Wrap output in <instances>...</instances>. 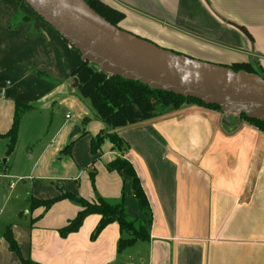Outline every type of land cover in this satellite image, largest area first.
Returning a JSON list of instances; mask_svg holds the SVG:
<instances>
[{
  "label": "crops",
  "instance_id": "crops-1",
  "mask_svg": "<svg viewBox=\"0 0 264 264\" xmlns=\"http://www.w3.org/2000/svg\"><path fill=\"white\" fill-rule=\"evenodd\" d=\"M103 1L124 13L118 28L125 32L195 60L264 74V0ZM83 62L25 1L0 0V264H264V132L240 114L198 104L111 129L81 94L74 72ZM17 104L29 109L8 154L3 135ZM102 132H116L127 149L105 138L94 153ZM118 157L133 163L150 203L148 240L119 251L117 222L93 238L101 216L91 214L63 235L80 204L32 207L33 199L63 193L124 199L132 219L149 223L129 177L107 167Z\"/></svg>",
  "mask_w": 264,
  "mask_h": 264
},
{
  "label": "water",
  "instance_id": "water-1",
  "mask_svg": "<svg viewBox=\"0 0 264 264\" xmlns=\"http://www.w3.org/2000/svg\"><path fill=\"white\" fill-rule=\"evenodd\" d=\"M101 71L137 80L151 88L219 104L231 114L264 122V78L221 64L195 60L125 32L96 14L64 0H24ZM81 129L75 127L72 136Z\"/></svg>",
  "mask_w": 264,
  "mask_h": 264
},
{
  "label": "trees",
  "instance_id": "trees-1",
  "mask_svg": "<svg viewBox=\"0 0 264 264\" xmlns=\"http://www.w3.org/2000/svg\"><path fill=\"white\" fill-rule=\"evenodd\" d=\"M84 1L106 21L119 27V23L124 18L123 12L106 4L102 0ZM227 67L235 71L248 69L246 64H233ZM261 75L264 78V74L262 73ZM74 76L78 79L81 94L90 100L99 119L114 130L165 115L187 104H198L223 111L219 104H206L203 100L197 98L185 97L171 91L154 89L148 84L137 80L126 79L122 75L105 73L99 69L98 64L95 62L84 61L82 65L75 70ZM27 109H29V107L23 104L16 105L13 125L9 132L3 135L10 139L8 154H10L16 146L20 122ZM240 116L264 132L263 121L259 119H250L244 113L240 114ZM105 138H109L115 148L121 152L125 151L128 147L116 132H102L92 141V151L94 153L100 149ZM107 167L110 171H117L129 177L131 193L137 199L141 209L147 214L149 223L147 221L132 219L127 213L124 199L115 202L98 196L96 202H89L73 194L63 193L62 196L55 199H33L32 207L43 205L49 208L56 201L61 199H70L77 202L82 208L77 217L72 220L67 227L61 230L63 235L77 231L87 216L98 214L101 216V220L93 233V238L97 237L107 225L117 222L120 225L123 235L119 241L118 250L123 251L139 240H148L150 238L149 228L153 221V213L141 179L133 163L125 157H118L110 162ZM6 239L9 242L10 248L19 254V247L11 231L7 232ZM22 264L38 263L22 259Z\"/></svg>",
  "mask_w": 264,
  "mask_h": 264
},
{
  "label": "bare ground",
  "instance_id": "bare-ground-1",
  "mask_svg": "<svg viewBox=\"0 0 264 264\" xmlns=\"http://www.w3.org/2000/svg\"><path fill=\"white\" fill-rule=\"evenodd\" d=\"M64 1L75 8L81 9L80 6L74 0H64Z\"/></svg>",
  "mask_w": 264,
  "mask_h": 264
},
{
  "label": "rangeland",
  "instance_id": "rangeland-1",
  "mask_svg": "<svg viewBox=\"0 0 264 264\" xmlns=\"http://www.w3.org/2000/svg\"><path fill=\"white\" fill-rule=\"evenodd\" d=\"M24 1V0H23ZM103 1V0H102ZM103 2H105V1H103ZM106 4H108L107 2H105ZM108 5H110V4H108ZM89 6V5H88ZM90 7V6H89ZM113 7V6H112ZM91 8V7H90ZM96 14H98L93 8H91ZM99 16H101L100 14H98ZM102 17V16H101ZM148 120H150V119H148Z\"/></svg>",
  "mask_w": 264,
  "mask_h": 264
},
{
  "label": "built area",
  "instance_id": "built-area-1",
  "mask_svg": "<svg viewBox=\"0 0 264 264\" xmlns=\"http://www.w3.org/2000/svg\"><path fill=\"white\" fill-rule=\"evenodd\" d=\"M71 116L70 115H67V118L69 119ZM15 185V183H12L11 184V187H13Z\"/></svg>",
  "mask_w": 264,
  "mask_h": 264
}]
</instances>
